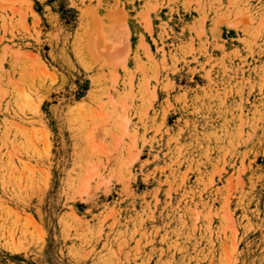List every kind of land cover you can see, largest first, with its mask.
<instances>
[{"label":"rangeland","instance_id":"1","mask_svg":"<svg viewBox=\"0 0 264 264\" xmlns=\"http://www.w3.org/2000/svg\"><path fill=\"white\" fill-rule=\"evenodd\" d=\"M0 264H264V0H0Z\"/></svg>","mask_w":264,"mask_h":264}]
</instances>
